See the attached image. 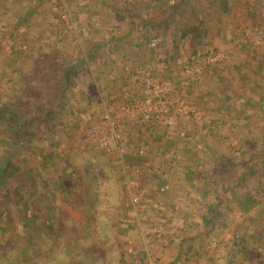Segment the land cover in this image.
<instances>
[{
  "label": "rangeland",
  "instance_id": "374dc122",
  "mask_svg": "<svg viewBox=\"0 0 264 264\" xmlns=\"http://www.w3.org/2000/svg\"><path fill=\"white\" fill-rule=\"evenodd\" d=\"M54 60L77 66L57 101L39 64ZM143 71L173 84L152 93L169 112L151 120ZM24 84L41 95L26 99ZM2 103L0 264H77L94 249L108 264L113 242L139 246L140 228L144 239L186 224L195 237L211 201L226 209L207 234L222 245L217 260L264 264V0H0Z\"/></svg>",
  "mask_w": 264,
  "mask_h": 264
},
{
  "label": "crops",
  "instance_id": "0c3cea01",
  "mask_svg": "<svg viewBox=\"0 0 264 264\" xmlns=\"http://www.w3.org/2000/svg\"><path fill=\"white\" fill-rule=\"evenodd\" d=\"M245 87V85H243ZM247 103L256 104V101L252 98L246 100L245 106ZM86 148V146L84 147ZM201 167V166H200ZM214 168V169H213ZM213 177L208 178V180H214L216 173V166L212 168ZM201 179V178H200ZM207 179V178H206ZM180 182V181H179ZM175 183V182H173ZM226 183L225 179H221L215 184H219L220 187ZM217 200V199H216ZM216 205L212 203L209 204V207L203 211L201 219L203 224L198 226V231H196V236L191 237V233L186 234L185 232L189 229L186 224H171L168 227L164 225L157 224L156 226H162L165 232V235L160 238L157 235L154 238L155 242V252L153 256L154 264H233L232 260L227 257L224 260H217L218 255L223 253L222 245L219 242L213 243L207 238V234L212 231L213 224L211 222L212 216L214 214L223 215L226 214L225 208H219V210L214 208ZM218 210V211H217ZM175 213V212H174ZM173 215V214H172ZM171 215V216H172ZM207 217V218H206ZM201 222V221H200ZM210 226H208V224ZM144 231L148 228H142ZM200 231V232H199ZM128 232V231H126ZM141 233V243L139 246H134L133 243L125 242L124 247L122 244L113 242L116 245L115 253L110 257L112 259L108 264H145L148 262L147 251L145 249L144 239L142 230ZM144 233V232H143ZM203 238V239H202ZM160 239V240H159ZM220 246V248H218ZM95 250V249H94ZM92 250L91 254L86 255L84 260L77 258V264H104L102 262L103 258H106V255H101L97 250ZM79 254H83L78 250ZM218 252V254L216 253ZM110 253V251H109ZM101 255V256H100ZM79 256V257H81ZM219 261V262H218Z\"/></svg>",
  "mask_w": 264,
  "mask_h": 264
},
{
  "label": "built area",
  "instance_id": "2783aa9c",
  "mask_svg": "<svg viewBox=\"0 0 264 264\" xmlns=\"http://www.w3.org/2000/svg\"><path fill=\"white\" fill-rule=\"evenodd\" d=\"M220 55L221 54H217L213 57L205 58L204 62L217 61ZM143 73H144V76L146 77V80H147V88H148L147 92L150 95H148L146 97V99L144 100V102L141 103V109L145 115V119L151 120L153 118L154 114L159 115L160 114L159 112H163L162 113V115H163L164 113L169 112V108L164 103L162 105L159 104V107H158V105L154 106V104L151 100V98L153 96L152 93H154L155 95L165 96L166 95L165 93L170 88H172L173 84L171 81L162 79L158 75H152L148 71L147 72L143 71ZM153 106H154V108H153ZM160 108H161V111H160ZM180 115H181V113H180ZM100 119L103 123H106L110 127V129H112L113 131L116 130V126H118V123L109 112L103 113L100 116ZM173 119L174 118L172 116H166V118L164 119V122L167 125H173L175 123V121L173 122ZM89 135L98 136L99 141H100V146L103 147L104 149H110V148H108L110 145V140L106 134H102V131L100 129L95 128V127L92 128L89 131ZM116 137L118 140L121 141V139H122L121 135L118 134ZM120 151L122 153L126 152V150H124V148H122V147L120 148ZM135 171L137 173L140 172L141 167L136 166ZM139 201H140L139 197L133 198V203L135 205H137L139 203ZM153 234L155 236L159 235L160 238L163 237L165 235L163 227L162 226H155L153 228H149L145 232L144 244H145V249H146L147 255H148V258H147L148 262L145 264H154L153 256H154V252H155V242H154V238H152Z\"/></svg>",
  "mask_w": 264,
  "mask_h": 264
},
{
  "label": "trees",
  "instance_id": "16d2710c",
  "mask_svg": "<svg viewBox=\"0 0 264 264\" xmlns=\"http://www.w3.org/2000/svg\"><path fill=\"white\" fill-rule=\"evenodd\" d=\"M85 58H81V62H83ZM39 64H43L44 67H49L50 68L49 73H52V76H55L56 77L55 79H56L57 83H56L55 89L53 90V94H51V93L49 94V97H50V99L52 101L60 100L63 97L62 95L67 91L68 86L70 84V80L72 79V74H73L74 71H76L77 66L76 65H74V66L68 65L67 62H65V61H59V60L58 61L57 60H54L53 62H48V61L47 62H44V61H42V62H39ZM29 83H31V82H29ZM24 85L25 86H23L22 90H24V89L26 90L27 88L28 89H31L30 90V93L28 94V97L26 99H30V97H32V96L36 98L37 96H40L41 95V92L39 90L40 87L37 84H33V85L24 84ZM33 90H35L36 92H33ZM28 104H29V102H27V103L25 102L23 104V106L24 107H27ZM0 105H1L0 106V123H2V124H4V122L9 123L10 122V119H11V114H9V112H8V116L5 113H4V115H2L3 110H5L4 107H5L6 104H3L2 103ZM28 111L31 112L30 110H28ZM26 112H27V110H26ZM18 119H20V120H18ZM18 119H17V122L18 123H20V122H22L24 124L26 123L24 125L25 126V130L31 129L30 128L31 126L29 124H27V122L30 121L29 119L24 118V117H22V118L18 117ZM18 138L19 139H22V135H19ZM250 167H251L252 171H254L256 169L254 164L252 166H250ZM1 173H5V171L4 170H0V178H1ZM216 185H219V184H216ZM251 199L252 198H250V197L249 198L248 197H245V202L246 203H244V204H248L249 205V202H251ZM242 207H244V206H242ZM214 208L216 209L217 207L215 206ZM46 213H47V216H46L47 217V219H46L47 220L46 221L47 223H45V224L46 225H50V223H51V225H52L53 224V221H54V224H55L56 217H54L55 214L53 213V211L51 212V216L48 215V212H46ZM203 220H205V217H203ZM30 225H32V222H30V219L29 220L26 219V221L25 220L23 221V226L29 228ZM240 245H242L241 247H244L245 244L243 245V244L240 243ZM250 248H251V246H249V247L245 246V249L246 250L249 249L248 254H250ZM262 255L263 254L261 252L258 254L259 257L262 256ZM255 258H257V255H256Z\"/></svg>",
  "mask_w": 264,
  "mask_h": 264
}]
</instances>
